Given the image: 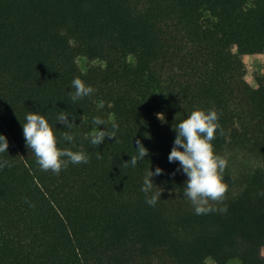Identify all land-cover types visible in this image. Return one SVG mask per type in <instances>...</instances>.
<instances>
[{
    "label": "trees",
    "instance_id": "16d2710c",
    "mask_svg": "<svg viewBox=\"0 0 264 264\" xmlns=\"http://www.w3.org/2000/svg\"><path fill=\"white\" fill-rule=\"evenodd\" d=\"M262 51L264 0H0V264H264V168L230 165L264 162V73L252 87L241 59ZM76 77L95 92L73 102ZM197 109L218 112L212 143L228 161L226 198L202 215L168 160L173 126ZM30 111L90 162L42 171L23 135ZM113 120L116 138L94 147L88 134ZM136 140L149 156L123 167ZM157 167L150 206L141 189Z\"/></svg>",
    "mask_w": 264,
    "mask_h": 264
},
{
    "label": "clouds",
    "instance_id": "9594fccd",
    "mask_svg": "<svg viewBox=\"0 0 264 264\" xmlns=\"http://www.w3.org/2000/svg\"><path fill=\"white\" fill-rule=\"evenodd\" d=\"M72 88L74 91L70 95L73 102L88 97L95 92V89L87 85L80 77L73 79ZM104 106L102 101L98 104V108L102 109ZM157 117L161 121L165 120L162 113H158ZM219 119L220 116L214 109L208 111L197 109L186 119L173 126L178 135L175 138L168 160L170 163L178 161L180 167L177 171L182 169L187 176L183 194L190 200L197 215L216 211L217 209L212 207V203L224 200L228 192V186L223 182V173L228 161L225 157L216 154L212 143L218 130L223 134ZM25 120L26 122L22 123V127L26 147L35 154L36 162L42 171H51L59 175L61 171L68 168L69 164H87L90 162L89 156L83 151L58 147L59 139L44 115L30 111ZM57 120L58 123L66 125L68 129L75 125L74 119L69 120V116L65 112L59 113ZM93 124L100 126L107 125V122L97 116L93 119ZM118 129L119 125L114 120L111 123V130L107 127L101 130L98 127L88 134L90 143L99 148L106 138H116ZM63 139L74 142L75 137L65 132ZM136 145L137 154L131 155V160L124 162L123 167L129 165L135 167L149 156V149L140 140H136ZM8 149L9 141L7 137L0 134V154L8 153ZM181 149L183 150L181 151ZM97 158H101L99 153H97ZM5 167H11V165L7 161L0 162V170ZM163 171L162 168L157 167L155 172L149 170L144 178L141 191L145 194L146 203L150 206L157 204L161 199L162 192L153 193L155 184L152 177L163 174ZM261 195H264V193H261ZM31 206L35 207L34 204ZM226 210L225 208L222 211Z\"/></svg>",
    "mask_w": 264,
    "mask_h": 264
},
{
    "label": "rangeland",
    "instance_id": "374dc122",
    "mask_svg": "<svg viewBox=\"0 0 264 264\" xmlns=\"http://www.w3.org/2000/svg\"><path fill=\"white\" fill-rule=\"evenodd\" d=\"M234 52H237V48L235 46L232 47ZM241 59L244 62L247 72H246V81L252 86L256 87V79L264 73V51L260 53H246L241 55ZM78 65L82 70H86L91 64L85 58L78 59ZM256 164L264 168V162H249L248 160H244L242 157H237L235 161H233L231 165L232 169L240 170L245 169L248 164ZM262 254L264 255V248L262 249ZM209 264H215L212 260H208ZM229 264H240L238 261H232Z\"/></svg>",
    "mask_w": 264,
    "mask_h": 264
}]
</instances>
